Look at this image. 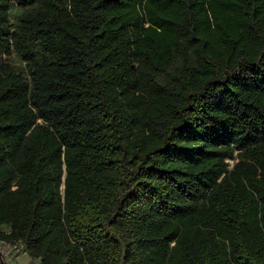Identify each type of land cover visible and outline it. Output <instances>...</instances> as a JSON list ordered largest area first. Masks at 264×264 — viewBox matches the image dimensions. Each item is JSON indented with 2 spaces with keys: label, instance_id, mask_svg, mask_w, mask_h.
I'll use <instances>...</instances> for the list:
<instances>
[{
  "label": "trees",
  "instance_id": "1",
  "mask_svg": "<svg viewBox=\"0 0 264 264\" xmlns=\"http://www.w3.org/2000/svg\"><path fill=\"white\" fill-rule=\"evenodd\" d=\"M5 244L264 264V0H0Z\"/></svg>",
  "mask_w": 264,
  "mask_h": 264
},
{
  "label": "crops",
  "instance_id": "2",
  "mask_svg": "<svg viewBox=\"0 0 264 264\" xmlns=\"http://www.w3.org/2000/svg\"><path fill=\"white\" fill-rule=\"evenodd\" d=\"M3 253L7 264H40L37 260L31 258L27 253L14 257L10 254V250L6 247H3Z\"/></svg>",
  "mask_w": 264,
  "mask_h": 264
},
{
  "label": "water",
  "instance_id": "3",
  "mask_svg": "<svg viewBox=\"0 0 264 264\" xmlns=\"http://www.w3.org/2000/svg\"><path fill=\"white\" fill-rule=\"evenodd\" d=\"M0 264H7V263L0 257Z\"/></svg>",
  "mask_w": 264,
  "mask_h": 264
},
{
  "label": "built area",
  "instance_id": "4",
  "mask_svg": "<svg viewBox=\"0 0 264 264\" xmlns=\"http://www.w3.org/2000/svg\"><path fill=\"white\" fill-rule=\"evenodd\" d=\"M5 247H6L8 250H11V247L8 246L7 244H5Z\"/></svg>",
  "mask_w": 264,
  "mask_h": 264
},
{
  "label": "rangeland",
  "instance_id": "5",
  "mask_svg": "<svg viewBox=\"0 0 264 264\" xmlns=\"http://www.w3.org/2000/svg\"><path fill=\"white\" fill-rule=\"evenodd\" d=\"M7 263V262H6Z\"/></svg>",
  "mask_w": 264,
  "mask_h": 264
}]
</instances>
